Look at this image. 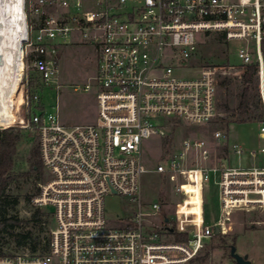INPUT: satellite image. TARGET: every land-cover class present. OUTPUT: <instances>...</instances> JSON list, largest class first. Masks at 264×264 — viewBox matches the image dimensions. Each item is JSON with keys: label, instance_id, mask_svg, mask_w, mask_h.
<instances>
[{"label": "built area", "instance_id": "built-area-1", "mask_svg": "<svg viewBox=\"0 0 264 264\" xmlns=\"http://www.w3.org/2000/svg\"><path fill=\"white\" fill-rule=\"evenodd\" d=\"M23 10L31 65L45 86L57 80L60 46H93L98 117L66 124L58 111L33 110L41 96L29 90L13 102L17 120L0 129L36 131L47 179L33 203L48 208L51 219L47 251L0 254V264H190L217 228L225 236L235 223L264 227L257 221L264 216V0H23ZM200 33L239 41L241 64H211L182 76L193 68ZM231 67L257 69L253 111V89L244 87L235 107L226 101L224 89L233 80L218 70ZM216 121L256 122V143L231 144L228 131L217 130L212 141L195 136L171 152L166 146L164 163L154 170L177 200L155 201L154 212H143L144 139L159 134L164 141L179 123ZM212 179L220 203L214 223L205 217ZM112 193L138 202L132 220L109 223L105 198ZM168 203L173 217L164 212Z\"/></svg>", "mask_w": 264, "mask_h": 264}, {"label": "rangeland", "instance_id": "rangeland-1", "mask_svg": "<svg viewBox=\"0 0 264 264\" xmlns=\"http://www.w3.org/2000/svg\"><path fill=\"white\" fill-rule=\"evenodd\" d=\"M198 40L200 41L198 50L191 59L193 68L189 67L180 71L182 76H195L200 72V68L211 64H219L221 63L219 59L228 55L231 64H241L237 57V48L241 44L239 41H232L231 44L224 39L220 41L219 34L216 33L207 35L200 33L198 34ZM23 51V74L20 75V85H18L17 95L14 97L15 105L19 97H21L22 90L25 92L29 90L37 92L41 96L40 107L33 105V110L38 108V110H43L47 113H56L58 111L60 119L70 125L97 121L96 88L93 85L94 76L97 72V60L92 45L80 41L60 46L57 80L53 84L46 86L42 82L39 73L31 65L30 50L25 40L23 41ZM218 75H225L233 80L231 85L225 86L224 96L226 101L232 107H235L239 97L238 94L243 88L241 68L221 69L218 70ZM87 84H91V88L85 89ZM259 86V80L255 76L252 86L253 102L258 100L257 92ZM26 113V107L21 105L19 108L20 116H25L27 115ZM236 113L235 111L234 115ZM13 114L15 116L14 121H16L17 115L15 111ZM12 116L10 115V117ZM226 123L228 122L216 121L197 127L185 126L180 123L176 124L172 127L169 151L179 148L182 140L186 137L204 136L212 141L213 133L217 130L228 131L231 144L236 142L249 148L256 143L259 132L256 122ZM20 129L22 140L19 143L16 156V173L29 170L32 163L31 149L38 142V136L34 129ZM214 146L215 148H220L219 146ZM167 149L168 147H166L163 137L159 134L152 135L143 141V163L148 169L142 176L141 200L142 210L145 213L154 212L152 205L155 201L165 203L163 201L166 199H172L173 202L177 200V196L171 192L169 181L165 179L163 174L154 170L158 163H164L162 156L167 154ZM216 153L219 154V149ZM46 179L47 173L44 170L42 178L34 174L28 179L20 178L16 180L10 186L8 190L10 199L17 196L18 202L15 205L11 204L7 216L17 215L19 219L28 220V222H24L22 226L18 227L17 231L30 229L34 234L39 233V227L30 222L36 207L31 202V198L29 199V196L37 193L40 184L44 183ZM173 208V205H166L164 212L173 217ZM42 209L48 210L46 207ZM105 209L109 223L117 224L119 218L132 220L135 213L138 212V202H134L120 194L112 193L105 198ZM46 214L43 219H51V216L47 218ZM159 215L161 216V213ZM219 216L218 189L212 179L206 192L205 217L208 222L214 223L219 219ZM149 218L157 221L159 216L153 215ZM240 219H245V216L240 217ZM257 221L264 226V216H260ZM44 232H41V235H44ZM231 245H235L238 254L248 255L251 264H264V227L255 229L240 223H235L230 233L225 236L221 234L212 236L200 255L190 264H238L231 255ZM7 248L10 247L7 246Z\"/></svg>", "mask_w": 264, "mask_h": 264}, {"label": "trees", "instance_id": "trees-1", "mask_svg": "<svg viewBox=\"0 0 264 264\" xmlns=\"http://www.w3.org/2000/svg\"><path fill=\"white\" fill-rule=\"evenodd\" d=\"M223 39H225V36L219 34V40L221 41ZM219 60L221 61L219 64H231L229 55ZM240 68L243 88L247 87L248 89H252L257 69L248 67ZM257 102L258 100L249 105L248 110L253 111L254 105H256ZM21 140L22 132L19 127L10 126L0 129V254H12L13 252L24 250H29L30 252L41 250L44 252L48 249L50 231V219L48 217H50V213L33 203V198L38 192L29 196V199L31 198V202L36 207L30 222H33L36 227H39V233L34 234L30 229L17 231L16 229L22 226L24 222H28V220L19 219L17 215L7 216L11 204L15 205L18 202L17 196L10 199L8 193L10 186L18 179H28L34 174L42 178L44 173L38 142L31 149L32 163L29 170L20 173L15 172L16 156ZM164 143L166 146H170L171 136L166 137ZM45 214L48 219H43ZM41 232L45 234L41 235ZM7 246L10 248H7Z\"/></svg>", "mask_w": 264, "mask_h": 264}, {"label": "bare ground", "instance_id": "bare-ground-1", "mask_svg": "<svg viewBox=\"0 0 264 264\" xmlns=\"http://www.w3.org/2000/svg\"><path fill=\"white\" fill-rule=\"evenodd\" d=\"M26 34L23 0H0V125L14 123L13 102L23 74Z\"/></svg>", "mask_w": 264, "mask_h": 264}, {"label": "water", "instance_id": "water-1", "mask_svg": "<svg viewBox=\"0 0 264 264\" xmlns=\"http://www.w3.org/2000/svg\"><path fill=\"white\" fill-rule=\"evenodd\" d=\"M218 233H219V228L216 229V234ZM231 255L238 264H251L250 259H248V255H240L236 252L235 245H231Z\"/></svg>", "mask_w": 264, "mask_h": 264}, {"label": "crops", "instance_id": "crops-1", "mask_svg": "<svg viewBox=\"0 0 264 264\" xmlns=\"http://www.w3.org/2000/svg\"><path fill=\"white\" fill-rule=\"evenodd\" d=\"M94 54H95V51H94ZM95 57H96V55H95Z\"/></svg>", "mask_w": 264, "mask_h": 264}]
</instances>
